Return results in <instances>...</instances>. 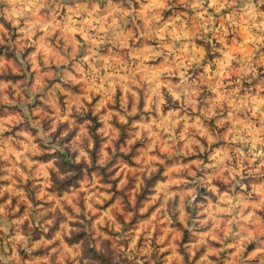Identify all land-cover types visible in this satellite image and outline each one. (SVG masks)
Listing matches in <instances>:
<instances>
[{
    "label": "rangeland",
    "instance_id": "rangeland-1",
    "mask_svg": "<svg viewBox=\"0 0 264 264\" xmlns=\"http://www.w3.org/2000/svg\"><path fill=\"white\" fill-rule=\"evenodd\" d=\"M0 264H264V0H0Z\"/></svg>",
    "mask_w": 264,
    "mask_h": 264
},
{
    "label": "trees",
    "instance_id": "trees-1",
    "mask_svg": "<svg viewBox=\"0 0 264 264\" xmlns=\"http://www.w3.org/2000/svg\"><path fill=\"white\" fill-rule=\"evenodd\" d=\"M94 254H95L96 257H99V258L102 257L101 255L97 254L96 252H94Z\"/></svg>",
    "mask_w": 264,
    "mask_h": 264
}]
</instances>
